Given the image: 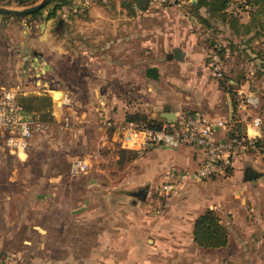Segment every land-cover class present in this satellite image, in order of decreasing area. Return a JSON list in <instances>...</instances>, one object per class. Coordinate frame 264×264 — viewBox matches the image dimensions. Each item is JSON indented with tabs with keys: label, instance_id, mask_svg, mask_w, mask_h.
Returning <instances> with one entry per match:
<instances>
[{
	"label": "rangeland",
	"instance_id": "rangeland-1",
	"mask_svg": "<svg viewBox=\"0 0 264 264\" xmlns=\"http://www.w3.org/2000/svg\"><path fill=\"white\" fill-rule=\"evenodd\" d=\"M6 1L0 0V6L24 7L13 2L6 4ZM67 1L65 5L57 8L51 17H47V14L55 2L47 4L36 15L25 17L33 23L29 26L31 46H26V40H17L18 28L8 27L6 31V26L0 28V90L20 81V87L31 93L47 92L52 95L54 91H58L57 87L64 85L70 88L72 96L80 103L72 111L69 106L73 100L63 102L68 106L66 113L59 117L58 121L54 118L51 123L45 122L47 125L40 132L58 137L61 145H57L62 149L71 148L72 151L78 148L71 147L77 143L69 142L67 133L76 130L77 123L73 116L76 113L73 112L90 109L95 113L94 107L87 106V99L97 92L98 96L105 98L110 91L107 90L108 87L112 89L110 93H114L115 100L118 97L127 99L132 117H135L133 113L139 112L150 118L164 119L158 113L164 111L165 100L156 94L151 95V90L147 89L148 85H157L153 86V92L166 91L168 85H182L181 82L184 81L191 85H221L230 98V105H225L226 111L229 108L227 119L233 118L232 122L239 120L242 126L245 122L240 112L243 109L240 106L241 100L248 102L250 92L256 91L260 96L264 92V22L260 20L261 14H257L254 21L250 20L248 12L253 11L255 6L247 0H231L225 9V15H210L205 8L196 12L191 9V3L195 0L152 3L149 0L148 8L145 11H137L134 15L127 14L121 6L126 0ZM197 14L207 20L201 21ZM44 30L48 32L47 42L42 41L44 38L40 37L44 35ZM107 38H111L110 47H118V41L122 46L125 40L120 58L116 57L118 54L113 57V53H108L105 43ZM176 48L181 51L180 58H167L166 53ZM212 53H216L219 58L221 75L213 73L208 67L209 55ZM185 58L189 59L191 66L187 72L184 70L186 67L182 65ZM107 61L114 65L125 64V70L121 74L110 73V70L105 68ZM148 65L158 67V79L145 75ZM94 88H98L97 91ZM52 98L54 103L61 100L59 95ZM154 110L157 113L152 116L151 111ZM57 145L53 148L46 146L44 150L34 154L29 153V149L26 153L17 154L0 147V194L8 191L22 193L21 190L26 186L28 194L34 195L41 187V175L45 177L55 172L65 173L67 163L62 157L55 159L58 170L42 169L41 166L46 160L52 161L49 150L53 149L52 152L57 156L62 153L61 149L55 148ZM142 153H133L119 145L107 147L101 149L93 164L103 162L101 164H106L111 176L123 177L128 167L131 170L136 168L135 164H141L138 155ZM254 155L264 164L259 155ZM135 159L140 162L136 163ZM243 159L240 161L243 162L241 167L249 161L247 158ZM232 163L235 165V161ZM233 168L234 166H231L221 174L214 184L205 183L207 179L201 180L198 184L201 185L203 193L199 188H195L194 193L186 195L194 199L187 198L179 203V210L183 212L202 210L209 204L208 199L203 197L204 192L212 189V197H216L213 209L219 213L230 234L228 247L216 253L199 251L194 247L181 249L177 250L180 258L193 257V263L196 264L212 263L209 259L214 256L218 257L215 264H264V200L259 201L257 209L263 217H252L249 219L252 227L243 230L241 224L244 222V211L252 209L239 205L233 199L232 181L229 177ZM11 172H15L17 180L7 184L6 178ZM145 172L146 170H143V173ZM69 173L76 175L70 170ZM26 179H29L28 182ZM22 183L27 185L21 187ZM151 185L150 181H143L142 184L127 188L135 191L146 188L151 190L149 197L162 198ZM199 193L202 196H198ZM13 215H16L15 208ZM15 238V243H20L22 234H16ZM5 255V252L0 251V258L5 259Z\"/></svg>",
	"mask_w": 264,
	"mask_h": 264
},
{
	"label": "crops",
	"instance_id": "crops-1",
	"mask_svg": "<svg viewBox=\"0 0 264 264\" xmlns=\"http://www.w3.org/2000/svg\"><path fill=\"white\" fill-rule=\"evenodd\" d=\"M3 25L6 26L5 31L8 27L18 28L17 40H26V46H31L29 26L33 25L32 20L0 13V28ZM40 37L44 38L42 41L47 42L48 32L45 31ZM110 39L105 40L108 53H113V57L118 54L116 57L120 58L125 40L122 46L118 41V47H110ZM165 43L167 44V41ZM189 62V59L185 58L182 63L186 67L185 72L191 69ZM106 65L105 68L110 70V73L121 74L125 70V64L114 65L107 61ZM181 83L182 85H168L166 91L161 92H153V86L157 85H148L147 89L151 90V95L156 94L164 99L163 107L168 105L172 111H200L214 119L221 117L232 121L227 119L229 108L227 111L225 109L226 104L230 105V98L221 85H191L185 81ZM13 85L22 86V82L17 81ZM69 89L64 85L57 87L58 92L62 93L61 100H56L53 105V114L57 121L66 113L68 107L63 102L73 100L69 106L72 111L80 104ZM94 89L97 91L98 88ZM107 90L112 91L110 87ZM110 91L105 98L98 96L97 92L87 99V106L94 107L95 113L90 109L73 112L76 113L73 114L77 123L76 130L67 133L69 142L77 143L71 147L78 148L72 151L71 148L62 149L57 145H61L58 137L40 132L31 137L28 146L31 154L44 150L46 146L53 148L55 144V148L62 150L57 156L52 152L53 149H48L49 154H52V161L42 162V169L58 170L55 160L57 157L64 158L67 166L65 173L61 171L45 177L41 175V187L34 195L28 194L24 186L26 183L21 184V187L24 186L22 193L8 191L0 194V251L6 253L5 259L0 258V264H196L193 263V257L180 258L177 250L194 247L199 251L216 253L228 247L229 239L221 248H203L193 240L192 224L195 217L207 207L215 208L216 197H212V189L204 192L203 197L209 201L204 209L196 212L179 210V203L184 199H194L186 195L194 193L195 188H199L203 193L198 182L204 179H186L169 197L167 205L163 208L160 207L164 199L149 197L151 190L145 188V197L140 199L132 194L135 190L127 188L150 181L151 188L157 189L163 173L170 168L194 171L202 156L198 147L185 144L147 147L138 155L141 164H135L136 168L131 170L128 167L123 177L111 176L106 164H101L103 162L93 164L101 149L107 147L119 145L133 153H139L126 147L115 129V123L126 120L127 115L131 114L130 104L125 98L118 97L115 100L114 93ZM247 101L246 105H240L243 107L240 112L245 122L244 127L250 119L249 116L260 114L264 119V92L261 96L256 91L250 92ZM155 108L154 105L153 109ZM151 113L155 116L157 112L154 110ZM158 115H161V112ZM106 118L113 125H105L103 121ZM75 158H84L90 167L76 175H69L71 163ZM236 158L235 165L232 163V174L229 176L232 181L233 199L239 205L252 209L244 211V222L241 224L244 230L252 227L249 219L263 217L257 209L259 201L264 200V164L254 154H243ZM243 158L249 161L241 167L243 162L240 161ZM103 159L105 160L104 157ZM136 159V163L140 162ZM247 165L260 171V175L255 179L244 180ZM143 170L146 172L143 173ZM214 176L219 177L206 178L205 183L214 184L221 174ZM16 180L15 172H11L6 178L7 184ZM26 180L28 182L29 179ZM201 193L198 196H202ZM13 208L16 209V215H13ZM16 234H22L20 243L17 244ZM217 258H210L212 263L208 264H215Z\"/></svg>",
	"mask_w": 264,
	"mask_h": 264
},
{
	"label": "built area",
	"instance_id": "built-area-1",
	"mask_svg": "<svg viewBox=\"0 0 264 264\" xmlns=\"http://www.w3.org/2000/svg\"><path fill=\"white\" fill-rule=\"evenodd\" d=\"M169 0H151L152 2ZM208 67L213 73L221 75V65L216 53L209 55ZM21 85L3 87L0 90V146L17 154L26 153L31 137L44 130L47 123L25 112L18 102L20 92H29ZM247 102L241 100V106ZM103 123L113 125L108 118ZM240 135L230 136L232 123L224 118H212L200 111H177L174 122L161 121L159 128H150L141 120H124L115 123L121 141L126 147L142 151L150 146L163 144H185L198 147L201 159L194 171L167 169L157 184V191L167 205L177 187L188 178L206 179L224 174L226 167L242 154L254 153L264 160V129L260 114L250 116ZM223 134V135H222ZM89 162L75 158L70 172L77 174L87 170Z\"/></svg>",
	"mask_w": 264,
	"mask_h": 264
},
{
	"label": "trees",
	"instance_id": "trees-1",
	"mask_svg": "<svg viewBox=\"0 0 264 264\" xmlns=\"http://www.w3.org/2000/svg\"><path fill=\"white\" fill-rule=\"evenodd\" d=\"M38 0H7L6 4L11 2L18 6H27L34 4ZM231 0H195L191 3V9L198 11L200 8H205L207 12L212 15L214 13H221L225 15V9ZM55 2L52 9L47 14V17H51L55 14L57 8L65 5L67 0H47V2L38 10L31 13L14 14V16L22 18L26 16H34L38 14L47 4ZM247 2L253 4L255 8L253 11H249L250 20L254 21L257 14H261L260 20L264 22V0H247ZM1 4V3H0ZM121 6L126 10L127 14L134 15L137 11H145L149 6V0H126L121 3ZM6 15H13V13L2 12ZM201 21H206V17L197 14ZM258 18V17H257ZM18 102L22 106L23 110L33 117L43 122H53V98L47 92L40 94L31 92H20L17 95ZM127 115L126 120H140L146 122L150 128H159L163 119H154L148 117L144 113H134ZM137 117V118H136ZM233 120V118H232ZM231 129L229 131L230 136L240 135L243 132L244 127L241 121L234 120ZM241 124V125H240ZM264 129V126H263ZM232 165L226 167L225 171H228ZM145 193V192H144ZM140 198V197H138ZM141 199V198H140ZM192 236L195 243L203 248H221L228 243L229 231L225 223L222 221L219 213L210 207L205 208L194 219L192 224Z\"/></svg>",
	"mask_w": 264,
	"mask_h": 264
},
{
	"label": "water",
	"instance_id": "water-1",
	"mask_svg": "<svg viewBox=\"0 0 264 264\" xmlns=\"http://www.w3.org/2000/svg\"><path fill=\"white\" fill-rule=\"evenodd\" d=\"M47 0H40L37 3H34L32 5L24 6L22 8H12V7H6V6H0V11L2 12H9L13 14H21V13H31L35 10H38L41 8ZM180 49L176 48L172 52L166 53L167 58H180ZM145 75L151 79H158L159 78V69L156 65H148L145 68ZM56 91L52 93V96L55 97ZM177 111L170 110L168 105L164 106V111L161 112V116L167 121V122H174L176 119ZM260 175V171L255 169L251 165H247L244 170V180H251L255 179ZM145 190L140 189L138 191L132 192V194L136 195L137 197H140L143 199L145 197Z\"/></svg>",
	"mask_w": 264,
	"mask_h": 264
},
{
	"label": "bare ground",
	"instance_id": "bare-ground-1",
	"mask_svg": "<svg viewBox=\"0 0 264 264\" xmlns=\"http://www.w3.org/2000/svg\"><path fill=\"white\" fill-rule=\"evenodd\" d=\"M56 95H59L60 96V95H62V93L57 91L56 92Z\"/></svg>",
	"mask_w": 264,
	"mask_h": 264
}]
</instances>
